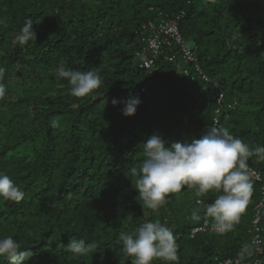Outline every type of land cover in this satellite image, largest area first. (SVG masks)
Listing matches in <instances>:
<instances>
[{"label":"trees","instance_id":"obj_1","mask_svg":"<svg viewBox=\"0 0 264 264\" xmlns=\"http://www.w3.org/2000/svg\"><path fill=\"white\" fill-rule=\"evenodd\" d=\"M167 20H175L188 48L197 49L209 83L169 38L171 46L152 71L137 66L134 54L152 31L149 24ZM27 21L36 39L22 38ZM61 64L95 68L103 84L92 95L74 97L56 76ZM0 67L6 87L0 172L24 192L19 203H0V236H13L33 253L27 264H131L117 236L146 220L181 233L179 264L253 258L249 231L260 183L252 180L245 214L232 231L204 230L191 238L192 228L208 220L190 219L200 199L194 190L169 194L156 213L139 200L130 169L139 170L143 143L152 135L166 146L190 143L212 125L229 128L250 148L264 146V0H0ZM184 69L190 77L179 71ZM130 96L140 103L125 117L123 101ZM57 117L61 126L53 128ZM248 163L264 183V161L252 157ZM215 195L208 193L206 202ZM261 227L264 237V221ZM81 238L88 253L65 250ZM245 245L249 251L242 252ZM0 264L7 262L0 258Z\"/></svg>","mask_w":264,"mask_h":264},{"label":"clouds","instance_id":"obj_2","mask_svg":"<svg viewBox=\"0 0 264 264\" xmlns=\"http://www.w3.org/2000/svg\"><path fill=\"white\" fill-rule=\"evenodd\" d=\"M21 32L25 40L36 39L31 21L24 24ZM141 34L144 36L145 32ZM149 37L150 34L142 38L143 46L134 54L137 66L146 71L154 69L155 59L161 55V53L155 55L147 51ZM188 49L192 52L194 61L187 62L192 64L194 74L201 77L205 83H209V78L198 64L197 49ZM173 59L169 60L168 56L164 58L168 62ZM145 60L151 62L149 67L144 65ZM179 71L184 77L191 75L188 70ZM55 73L58 79L68 82L70 94L77 98L92 95L103 84V79L95 68L79 71L61 64L57 66ZM203 76L208 81H205ZM4 78L5 69L0 67V100L6 97ZM222 101L223 94L220 93L217 103ZM112 103L115 106L118 101L113 100ZM139 103L138 96L128 97L123 101L122 115L133 116ZM216 124L214 120L213 125ZM51 126L59 128L60 118L53 119ZM142 151L143 159L139 170L132 167L130 172L137 177L135 190L143 205L158 213L159 209L166 204L169 194L179 193L184 188L194 190L195 196L200 199L196 201L198 207L191 212L190 219L200 221L202 217H208L206 221L214 230L208 231L219 235L232 231L239 224L252 195L254 180L248 161L252 157H255L257 161H264V146L250 148L241 138L231 134L229 128L212 125L199 139H193L190 143L177 141L166 146L160 136L152 135L143 143ZM210 192L216 194L215 199L212 203H207V194ZM23 199L24 192L20 187L8 174L0 172V203L9 201L19 203ZM196 228L198 227L192 228L191 238L197 234L193 232ZM180 237L181 233H177L175 229L159 220H146L134 231L119 232L117 243L120 245L122 254L132 258L131 264H153L156 260L163 261V264H179V245L176 241ZM65 250L79 256L90 251L83 238L71 239L65 246ZM247 251L249 246L245 245L242 252ZM32 256L33 253L26 248H21L20 243L13 236H0V258H3L7 264H27ZM253 258L249 261L239 259L227 261H231L232 264L235 261L247 263Z\"/></svg>","mask_w":264,"mask_h":264},{"label":"built area","instance_id":"obj_3","mask_svg":"<svg viewBox=\"0 0 264 264\" xmlns=\"http://www.w3.org/2000/svg\"><path fill=\"white\" fill-rule=\"evenodd\" d=\"M149 28L152 30L150 33V37L148 38V48L147 51L152 52L157 55L162 53L163 48L171 46L170 41L167 39L173 40L179 46V52L181 56L187 61H194V57L192 52L187 48L186 42L183 40L180 35L177 22L175 20H167L162 21L156 27L149 25ZM166 37V38H164ZM173 57H169L171 60ZM144 59V58H143ZM151 62L144 61V65L149 67ZM198 71V67H195ZM187 75V73L185 72ZM205 81H208L206 77L203 76ZM221 100V97H220ZM252 179L258 183H260V199L254 204L252 208L253 218H252V229L249 231L252 235L251 244L254 251V258L250 262L242 263L239 261H235L233 264H264V260L261 256L264 254V237L262 236L263 230L261 227V222L264 221V183L260 174L256 171L251 170ZM245 212L242 214V216ZM210 230L214 231L213 228L209 225L208 221H205L202 227L196 228L193 232ZM226 264H232L231 261H227Z\"/></svg>","mask_w":264,"mask_h":264}]
</instances>
